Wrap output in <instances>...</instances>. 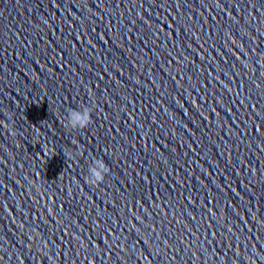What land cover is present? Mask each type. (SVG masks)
I'll list each match as a JSON object with an SVG mask.
<instances>
[{
    "label": "water",
    "instance_id": "1",
    "mask_svg": "<svg viewBox=\"0 0 264 264\" xmlns=\"http://www.w3.org/2000/svg\"><path fill=\"white\" fill-rule=\"evenodd\" d=\"M0 264H264V0H0Z\"/></svg>",
    "mask_w": 264,
    "mask_h": 264
},
{
    "label": "clouds",
    "instance_id": "2",
    "mask_svg": "<svg viewBox=\"0 0 264 264\" xmlns=\"http://www.w3.org/2000/svg\"><path fill=\"white\" fill-rule=\"evenodd\" d=\"M90 110L84 108L83 111L70 110L68 123L72 128H83L90 122ZM108 172V167L103 160H96L93 166H90V175L86 178L90 184H96L104 180L105 174Z\"/></svg>",
    "mask_w": 264,
    "mask_h": 264
}]
</instances>
